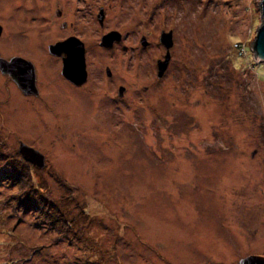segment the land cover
<instances>
[{
    "label": "rangeland",
    "instance_id": "1",
    "mask_svg": "<svg viewBox=\"0 0 264 264\" xmlns=\"http://www.w3.org/2000/svg\"><path fill=\"white\" fill-rule=\"evenodd\" d=\"M260 1L0 0V54L31 62L39 91L25 97L0 76V264L264 257ZM111 31L121 40L101 47ZM163 31L173 47L157 78ZM69 36L85 51L77 88L47 49ZM20 142L42 169L18 156ZM26 175L35 195L19 191ZM40 197L61 217L41 215Z\"/></svg>",
    "mask_w": 264,
    "mask_h": 264
},
{
    "label": "water",
    "instance_id": "2",
    "mask_svg": "<svg viewBox=\"0 0 264 264\" xmlns=\"http://www.w3.org/2000/svg\"><path fill=\"white\" fill-rule=\"evenodd\" d=\"M258 7H260L262 23L256 31L255 39L251 44V49L254 52L256 61L264 64V0H261ZM104 19L103 9L99 10L97 20L102 25ZM1 34V29H0ZM121 40V35L118 32L111 31L102 36L100 46L103 48H111L114 43ZM159 43L165 49L163 60L157 62V78H161L168 67L170 60V49L173 46L172 31L161 32ZM143 47L148 46L146 38L143 36L140 40ZM48 53L52 56L61 57V75L69 83L76 87H81L87 79L86 65H85V51L83 43L77 38H69L65 41L51 44L47 47ZM0 73L8 75L16 87L25 96H37L38 90L35 85V70L31 62L14 57L10 60H5L0 57ZM109 76V71L107 70ZM124 87H119L118 97H122ZM18 154L22 159L38 169L44 167V156L34 148L27 146L20 142L18 145ZM239 264H264V257L249 256L242 259Z\"/></svg>",
    "mask_w": 264,
    "mask_h": 264
},
{
    "label": "trees",
    "instance_id": "3",
    "mask_svg": "<svg viewBox=\"0 0 264 264\" xmlns=\"http://www.w3.org/2000/svg\"><path fill=\"white\" fill-rule=\"evenodd\" d=\"M18 156L20 158H22L19 154H18ZM22 178L19 179L20 180L19 191L20 190H27V192H23V193H30L32 195L33 194L35 195L36 193L33 189V185H32L33 183L31 181V179L27 175L23 179ZM39 199L41 202V208L39 209L41 215H43L47 218V216L51 215V213H56L59 217H61V214L59 213V211L57 210V208L55 207V205L52 202H49L45 198H42V197H40ZM64 225H66V227L68 226L66 221H64Z\"/></svg>",
    "mask_w": 264,
    "mask_h": 264
},
{
    "label": "flooded vegetation",
    "instance_id": "4",
    "mask_svg": "<svg viewBox=\"0 0 264 264\" xmlns=\"http://www.w3.org/2000/svg\"><path fill=\"white\" fill-rule=\"evenodd\" d=\"M99 25H100V24H99ZM63 26H65V24H64ZM100 26H101V25H100ZM0 29H1V33H3V29H2V26H1V25H0ZM0 35H1V34H0ZM72 37H74V36H69V37H67L66 39L62 40V41H65V40H67V39H69V38H72ZM74 38H77V37H74ZM77 39H78V38H77ZM78 40H79V39H78ZM50 45H51V44H50ZM48 46H49V45H48ZM113 46H114V45H113ZM172 47H173V46H172ZM171 49H172V48H171ZM171 49H170V51H171ZM170 51H169V53H170ZM0 57L3 58V59H5V60H10L11 58L19 57V56H11V57H6V56H5V57H4V56H2V55L0 54ZM20 58H22V57H20ZM23 59H24V58H23ZM163 59H164V57H163ZM163 59H162V60H163ZM25 60H26V59H25ZM27 61H28V60H27ZM158 61H159V60H157V62H158ZM157 62H156V72H157ZM170 62H171V53H170V60H169L168 67H167L166 71L169 70L168 68H169V66H170ZM85 65H86V64H85ZM107 70L109 71V76L107 75ZM86 72H87V70H86ZM165 73H166V72H164L163 76L165 75ZM105 74H106V78H108V79H110L111 76H112V73L110 72V70H109L108 68L106 69V73H105ZM0 76H1V77H7V78L11 81V83H13L12 80L9 78L8 75H3V74L0 73ZM163 76H162V77H163ZM7 78H6V79H7ZM87 79H88V75H87ZM87 79H86V82H87ZM9 80H8V81H9ZM65 80H66V79H65ZM10 81H9V82H10ZM66 81H67V80H66ZM86 82H85V83H86ZM85 83H84V84H85ZM13 84H14V83H13ZM14 85H15V84H14ZM35 85H36V75H35ZM71 85H72V84H71ZM36 88H37V87H36ZM76 88H77V87H76ZM18 90H19V89H18ZM37 90H38V89H37ZM19 91H20V90H19ZM125 91H126V89L124 88L123 95H122V97H118L119 99L123 98ZM20 93H21V91H20ZM21 94H22V93H21ZM38 94H39V91H38ZM22 95H23V94H22ZM23 96H25V95H23ZM25 97H30V96H25ZM31 97H32V96H31Z\"/></svg>",
    "mask_w": 264,
    "mask_h": 264
}]
</instances>
